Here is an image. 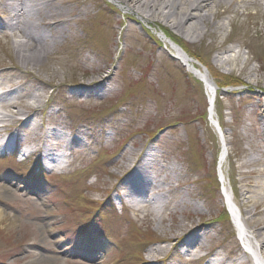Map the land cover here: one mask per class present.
<instances>
[{
	"label": "rangeland",
	"instance_id": "rangeland-1",
	"mask_svg": "<svg viewBox=\"0 0 264 264\" xmlns=\"http://www.w3.org/2000/svg\"><path fill=\"white\" fill-rule=\"evenodd\" d=\"M69 4L67 11L83 6L99 12L98 16L102 13L104 41L90 49L91 37L98 32L93 20L84 21V27H75L74 33L59 41L45 72L41 67L35 69L45 80H55L47 90L51 105L40 112L38 123L45 120L46 129L56 130L63 138L61 146L54 148L59 155L56 164L46 165L41 155L22 165L16 161V146L34 138L25 123L19 126V143L0 152V210L4 214L0 264L147 262L149 250L159 245L164 234L148 218L121 209L117 190L125 178V162L130 153H134V161L142 145L144 150L151 148L147 165L156 167L159 178L170 177L176 169L183 173L185 183L199 181L196 188L214 209L211 234L216 239L209 245L218 242V251L232 256L233 245L224 241H229L232 230L236 236L237 230L226 205L221 204L220 158L225 151L223 162L228 171L232 161H245L249 155L259 158L264 168V147L258 143L264 135L251 131L248 117L258 102L252 96L264 98V90L255 82L248 84L242 73L248 62L247 68L260 69L264 76V12L250 10L244 17L234 13L220 19L225 30L219 36L218 49L211 40L182 39L183 49L199 68L208 71L200 59L214 65L210 71L217 86L211 107L206 85L173 57L158 28L140 24L120 9L118 1L70 0ZM81 41L85 42L77 43ZM228 49L234 52L227 56L237 53L243 64L215 65L218 53ZM10 53L12 45L0 38V70L11 64ZM101 66L108 67L104 76H112L116 85L79 93L76 78L90 82L92 72ZM54 73L59 77L54 79ZM212 116L219 125L227 122V126H219L223 137L213 126ZM256 145L261 148L257 150ZM172 196L179 197L177 193ZM183 218L180 215L176 222L170 219L165 225L190 224ZM194 223L201 221L197 218ZM178 254L173 251L158 258V264H185Z\"/></svg>",
	"mask_w": 264,
	"mask_h": 264
},
{
	"label": "bare ground",
	"instance_id": "bare-ground-1",
	"mask_svg": "<svg viewBox=\"0 0 264 264\" xmlns=\"http://www.w3.org/2000/svg\"><path fill=\"white\" fill-rule=\"evenodd\" d=\"M112 1H118L120 9L140 24L158 28L161 40L166 43L174 58L201 79L212 95L216 93L217 86L210 71L214 69V65L211 62L207 65L200 59V63L205 65L208 71L199 68L183 49L182 39L196 37L201 43L211 40V45L217 48L219 36L225 30L224 25L218 22L220 19L234 13L244 17L250 10L264 12V0ZM68 2L70 3V0H0L3 16L0 18V38L12 45L13 52L10 53L11 64L0 70V104L11 112L8 116L0 115V152L11 149L21 139L22 130L19 126L25 123V127H28L35 137V149H26L25 154L28 157L40 154L46 165L48 162L56 164L59 158L54 148L61 146L63 135L56 130L46 129L45 120L38 123L40 112L51 105V102L47 101V90L55 80H45L35 69L41 67L45 72L47 60L53 55L52 51L59 41L74 33L75 27H84V21L93 20L94 31L98 32V35L93 34L91 37L90 49L99 46V43L103 44L105 28L102 13L98 16L99 12L83 6L67 11L70 6ZM104 7L108 12L112 11L107 5ZM167 30L177 32L181 37L175 38L167 33ZM77 38L75 37L76 40ZM82 42L85 41L77 43ZM232 52L234 50L228 49L218 53L214 59L215 65L237 67L239 63L243 64L239 54L227 56ZM248 66V62H245L242 70L248 84L253 85L255 82L256 87L264 90V76L260 74V69H249ZM107 70L106 66L95 69L92 72L94 79L90 82L76 78L75 85L80 86L79 93L98 92L116 85L112 76H104ZM53 76L56 79L59 73H54ZM173 79L172 81H175ZM67 85L64 83L63 86ZM252 98L258 102L248 116L252 121L250 129L254 132L261 131V135H264V98L256 95ZM222 122L219 125V121L212 116L214 127L217 124L221 127L227 126V122ZM221 134L223 137L222 132ZM258 143L264 147V138ZM257 146V150L261 148ZM137 153L139 154L136 155L135 162L132 161L134 153H130L125 162V178L117 189L123 192L120 193V200L127 203L134 213L148 218L156 230L164 234L163 238L158 240L159 245L155 244V247L149 250L150 259L143 264H158L161 262L158 258L168 256L173 251L179 253L178 257L185 264H253V259L256 264H264V168L259 158L249 155L245 161H232L229 165L230 171L225 169L224 159L221 162L229 208L235 209L234 221L239 224V236L244 248L253 255L249 256L243 251L237 235L235 236L232 230L233 235L229 241L224 242L231 243L235 251L232 256L225 257L218 251L220 243L217 242L212 247L209 245V242H215L216 239L211 234L215 226L214 209L208 204V199L200 193L199 188H196L199 181L190 180L185 183L183 173L176 169L170 177L159 178L156 167L147 165L153 153L151 148L144 150L142 145ZM244 168L250 170L243 172L241 169ZM121 169L123 170V166ZM211 181L216 186L214 177ZM175 193L179 197L173 198ZM217 196L221 201V195L217 193ZM180 215L189 220L191 225L183 221L170 227L165 225L170 219L176 222ZM3 216L0 210V220ZM197 218L201 221L199 225L194 223Z\"/></svg>",
	"mask_w": 264,
	"mask_h": 264
}]
</instances>
